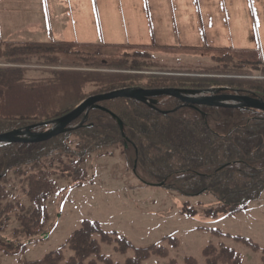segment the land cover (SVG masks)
Instances as JSON below:
<instances>
[{
  "label": "trees",
  "instance_id": "16d2710c",
  "mask_svg": "<svg viewBox=\"0 0 264 264\" xmlns=\"http://www.w3.org/2000/svg\"><path fill=\"white\" fill-rule=\"evenodd\" d=\"M80 46L0 40V135L54 122L83 100L116 90H202L224 85L264 102V64L255 67L261 79L230 83L223 79L248 78L251 69L224 65L172 70L155 61L146 49L127 48L120 58L106 59L85 53ZM36 72L38 77L28 75ZM100 106L121 121L124 137L111 117L95 110L81 129L49 142L0 147V229L12 217L20 227L16 232L30 240L43 239L47 215L43 203L55 189L54 178H69L73 188L81 186L88 177L86 157L115 146L123 149L132 168L135 164L139 178L164 183L165 189L183 198L212 196L217 204L204 211L207 217L234 216L264 193L263 113L207 106L179 108L168 98L158 99L155 108L127 99ZM48 128L39 127L36 132ZM73 137L79 141L74 148ZM14 178L19 179L23 194L34 205L28 214L21 204L8 200L3 183ZM183 214L193 217L195 210L184 206ZM111 236L97 222L85 220L60 249L41 261L25 264H118L102 254V245H114L119 255L133 250L134 257L124 264H143L151 256L167 254L162 246L134 249L123 238L112 242ZM235 241L257 248L242 238ZM24 250V244L13 246L0 240V252L6 255ZM261 254L264 264V249ZM203 256L206 264H241L238 254L223 244L210 242ZM168 264L177 263L171 260ZM185 264L196 263L186 259Z\"/></svg>",
  "mask_w": 264,
  "mask_h": 264
},
{
  "label": "rangeland",
  "instance_id": "374dc122",
  "mask_svg": "<svg viewBox=\"0 0 264 264\" xmlns=\"http://www.w3.org/2000/svg\"><path fill=\"white\" fill-rule=\"evenodd\" d=\"M0 27V40L76 41L92 45L91 50L80 46L81 51L99 58L119 57L127 45L147 46L155 61L172 70L195 71L230 61L264 63V0H0ZM226 48L233 51L224 59L214 52ZM257 74L251 72L252 77ZM223 80L244 82L229 77ZM220 87L224 85L207 89ZM231 92L243 95L236 89ZM70 141L72 148L79 142L75 137ZM129 164L130 159L115 146L86 157L88 179L81 186L72 188L69 178L55 177V189L43 203L46 236L27 239L16 232L20 230L16 220L8 217L0 229V240L13 246L24 244L25 250L14 255L0 252V264L43 260L60 249L85 220L97 222L103 232L112 235V242L123 238L134 249H166V256H151L143 264H168L171 260L185 264L188 258L206 264L203 251L210 242L233 249L242 264H261L264 193L233 217H207L204 211L217 204L212 196L183 198L147 186L136 179ZM11 181L3 183L8 200L21 204L28 214L34 205L23 194L19 179ZM184 206L195 210L193 217L183 214ZM215 230L230 237H218ZM234 237L247 238L258 249L250 250ZM113 248L102 245L101 252L118 264L134 257L133 250L119 255Z\"/></svg>",
  "mask_w": 264,
  "mask_h": 264
},
{
  "label": "water",
  "instance_id": "95a60500",
  "mask_svg": "<svg viewBox=\"0 0 264 264\" xmlns=\"http://www.w3.org/2000/svg\"><path fill=\"white\" fill-rule=\"evenodd\" d=\"M207 96L200 101L193 100L195 97ZM170 98L175 101L181 102L183 106H200L206 105L217 108L232 109H250L264 113V103L257 99L248 97H240L227 93L224 89H215L208 91H180V90H156L145 91L141 89L135 90H121L109 94L94 96L75 108L71 113L60 118L59 120L50 124L51 129L45 133L35 134L32 133L33 128H27L24 131H14L8 134L0 135V146H8L14 144H32L37 145L50 141L60 135L68 133L72 130L81 128L87 121V117L92 110H101L108 114L114 121H116L120 131L122 132V124L117 117L108 111L98 107L99 103L113 101L116 99L134 100L142 104L155 105L156 102L151 101L155 98ZM150 100V101H149ZM83 117L81 123L76 128H68L70 124L77 119Z\"/></svg>",
  "mask_w": 264,
  "mask_h": 264
}]
</instances>
